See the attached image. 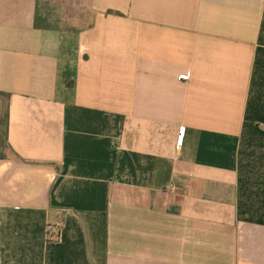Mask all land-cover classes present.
<instances>
[{
  "label": "crops",
  "instance_id": "crops-1",
  "mask_svg": "<svg viewBox=\"0 0 264 264\" xmlns=\"http://www.w3.org/2000/svg\"><path fill=\"white\" fill-rule=\"evenodd\" d=\"M43 2L0 0V264H264V0Z\"/></svg>",
  "mask_w": 264,
  "mask_h": 264
},
{
  "label": "rangeland",
  "instance_id": "rangeland-1",
  "mask_svg": "<svg viewBox=\"0 0 264 264\" xmlns=\"http://www.w3.org/2000/svg\"><path fill=\"white\" fill-rule=\"evenodd\" d=\"M82 6V0H44L39 10V18L42 20L43 25L50 28H70L77 25L83 27L84 25L91 23V20L88 22V20L84 21L81 19L76 23L71 20V17L74 16V14L79 10H82ZM68 17L69 19H67ZM0 104L5 111L6 100L4 98H0ZM4 152H6V149Z\"/></svg>",
  "mask_w": 264,
  "mask_h": 264
},
{
  "label": "trees",
  "instance_id": "trees-1",
  "mask_svg": "<svg viewBox=\"0 0 264 264\" xmlns=\"http://www.w3.org/2000/svg\"><path fill=\"white\" fill-rule=\"evenodd\" d=\"M35 27L37 29H49L50 27L43 25L39 16L36 17ZM10 94L0 92V98H4L7 102ZM1 105V104H0ZM3 108L0 106V160H5L8 156L14 155L9 142H8V130H9V107L6 103V109L3 112ZM6 149V152L4 150ZM10 154V155H9Z\"/></svg>",
  "mask_w": 264,
  "mask_h": 264
},
{
  "label": "built area",
  "instance_id": "built-area-1",
  "mask_svg": "<svg viewBox=\"0 0 264 264\" xmlns=\"http://www.w3.org/2000/svg\"><path fill=\"white\" fill-rule=\"evenodd\" d=\"M54 238L55 240H58L60 238V231L59 230H54Z\"/></svg>",
  "mask_w": 264,
  "mask_h": 264
}]
</instances>
